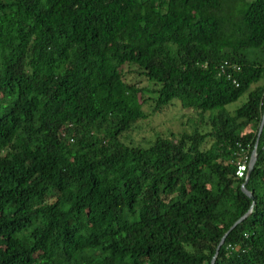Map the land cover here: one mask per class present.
<instances>
[{"label": "trees", "instance_id": "1", "mask_svg": "<svg viewBox=\"0 0 264 264\" xmlns=\"http://www.w3.org/2000/svg\"><path fill=\"white\" fill-rule=\"evenodd\" d=\"M123 64L208 129L123 143ZM263 73L264 0H0V264H210L247 211L213 264H264Z\"/></svg>", "mask_w": 264, "mask_h": 264}, {"label": "rangeland", "instance_id": "2", "mask_svg": "<svg viewBox=\"0 0 264 264\" xmlns=\"http://www.w3.org/2000/svg\"><path fill=\"white\" fill-rule=\"evenodd\" d=\"M124 80L143 88L139 94L141 109L146 114L143 119L137 120L133 126L120 136V140L131 146L146 147L156 135H166L168 132L178 133L180 131L190 132L195 126L199 131L208 129L206 122L199 123V115L192 109H186L180 106L178 100L172 99L167 105L162 106L157 111H152L153 97L156 88L152 82L139 75V69L132 65L123 64L120 67ZM264 81V73L258 83ZM246 99V92L241 94L237 100L225 106L228 110H233L240 106Z\"/></svg>", "mask_w": 264, "mask_h": 264}, {"label": "built area", "instance_id": "3", "mask_svg": "<svg viewBox=\"0 0 264 264\" xmlns=\"http://www.w3.org/2000/svg\"><path fill=\"white\" fill-rule=\"evenodd\" d=\"M217 70H218V75H223L226 78H229L230 70H238V66L235 64H229L228 62L223 61L218 65ZM231 82L234 85H237L234 79H231ZM234 154H235L234 174L236 175V177L244 179L250 154H248L247 150L243 148L240 144L236 145Z\"/></svg>", "mask_w": 264, "mask_h": 264}, {"label": "water", "instance_id": "4", "mask_svg": "<svg viewBox=\"0 0 264 264\" xmlns=\"http://www.w3.org/2000/svg\"><path fill=\"white\" fill-rule=\"evenodd\" d=\"M263 124H264V109H263V111H262L261 118H260V122H259V125H258L257 137H258V135H259V133H260V130H261ZM257 137H256L255 143H254V145H253V147H252V149H251L250 156H249V160H248V166H247L246 173H245V177H244L243 182H242V184H241V190H242V192H243L246 196H248L250 199L253 198V197H252V194L246 190V188L244 187V185H245V183H246V181H247V179H248L249 173H250V171H251V169H252V167H253V164H254V162H255V159H256L255 146H256ZM252 204H253V201L251 202V205H252ZM248 212H249V211H247L245 214H243L241 217H239L237 220H235V221L229 226V228H228V229L222 234V236L220 237V239H219V241H218V244H217V246H216V248H215V252H214V254H213V256H212V258H211V260H210V264H213L214 258H215V256H216V254H217V252H218V249H219L220 245L222 244V242H223V240H224L226 234H227V233H228V232H229V231H230V230H231V229H232L237 223H239V222H240V221H241V220L247 215Z\"/></svg>", "mask_w": 264, "mask_h": 264}]
</instances>
